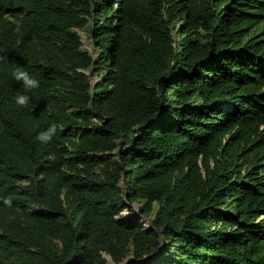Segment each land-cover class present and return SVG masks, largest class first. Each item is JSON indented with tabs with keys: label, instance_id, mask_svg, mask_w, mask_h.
Returning <instances> with one entry per match:
<instances>
[{
	"label": "trees",
	"instance_id": "obj_1",
	"mask_svg": "<svg viewBox=\"0 0 264 264\" xmlns=\"http://www.w3.org/2000/svg\"><path fill=\"white\" fill-rule=\"evenodd\" d=\"M0 58V264H264V0H0Z\"/></svg>",
	"mask_w": 264,
	"mask_h": 264
},
{
	"label": "clouds",
	"instance_id": "obj_2",
	"mask_svg": "<svg viewBox=\"0 0 264 264\" xmlns=\"http://www.w3.org/2000/svg\"><path fill=\"white\" fill-rule=\"evenodd\" d=\"M16 32H20L21 31V25L18 23L17 27L15 29ZM2 59V58H0ZM13 76L17 81H22L23 86L25 88V90H31L32 88L35 87H39V81L35 80L34 78L30 77L28 75V73L26 71H23L19 68H17L14 72H13ZM29 101V97L25 96V95H20L17 96L15 98V102L17 105L21 106V107H26ZM264 127V126H262ZM55 129V126L52 125L50 126L48 133L52 130ZM48 133L45 134H41V136H47V140L51 139V135H48ZM47 142V141H44ZM5 203L8 204L9 206H11V200L10 199H5Z\"/></svg>",
	"mask_w": 264,
	"mask_h": 264
},
{
	"label": "rangeland",
	"instance_id": "obj_3",
	"mask_svg": "<svg viewBox=\"0 0 264 264\" xmlns=\"http://www.w3.org/2000/svg\"><path fill=\"white\" fill-rule=\"evenodd\" d=\"M80 35H81V38H82V42H83V47L85 48V49H90L91 48V42H92V40H91V38L89 37V35H88V33L86 32H80ZM94 56L96 57L97 56V53H94ZM89 73V72H88ZM89 75L91 76V81H92V83L93 82H95L96 81V77H95V75H93V74H91V73H89ZM135 208H137L139 211H140V207H139V205L138 204H136V203H133V204H128V206H127V208H125L124 210H123V212L120 214V216H119V218H127L128 217V215L129 214H133V210L135 209ZM141 212V211H140ZM144 217H150V216H145L144 215ZM139 219H143V218H141V217H138ZM151 218V217H150ZM143 221V220H142ZM142 225H148V222H147V220H144L143 221V224ZM106 257V259H108L107 260V264H117V263H112V262H110V260H109V256H105Z\"/></svg>",
	"mask_w": 264,
	"mask_h": 264
},
{
	"label": "water",
	"instance_id": "obj_4",
	"mask_svg": "<svg viewBox=\"0 0 264 264\" xmlns=\"http://www.w3.org/2000/svg\"><path fill=\"white\" fill-rule=\"evenodd\" d=\"M128 216H132L133 218H134V221L137 223V224H139L137 221H136V217H141V218H143L142 220L144 221V220H147V222H148V225L146 226V225H141V224H139L140 226H143V227H145V228H151V227H153V224H152V220H151V218L150 217H144V215L137 209V208H135L134 209V211H133V214H129ZM108 260V259H107ZM109 260H110V262H112V263H114V261L109 257ZM127 262H123V263H120V264H126Z\"/></svg>",
	"mask_w": 264,
	"mask_h": 264
},
{
	"label": "bare ground",
	"instance_id": "obj_5",
	"mask_svg": "<svg viewBox=\"0 0 264 264\" xmlns=\"http://www.w3.org/2000/svg\"><path fill=\"white\" fill-rule=\"evenodd\" d=\"M136 221L139 223V224H143V221L141 219H139L138 217H136Z\"/></svg>",
	"mask_w": 264,
	"mask_h": 264
}]
</instances>
